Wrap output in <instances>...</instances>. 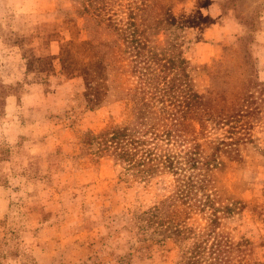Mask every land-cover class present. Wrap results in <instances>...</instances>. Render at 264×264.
I'll list each match as a JSON object with an SVG mask.
<instances>
[{"label":"rangeland","instance_id":"1","mask_svg":"<svg viewBox=\"0 0 264 264\" xmlns=\"http://www.w3.org/2000/svg\"><path fill=\"white\" fill-rule=\"evenodd\" d=\"M29 1V6L14 8V32L0 25V264H172V254L157 241H142L129 221V213L149 206L164 189L154 183L121 182L110 157L80 154L84 133L104 126L108 105L116 98L111 71L90 64L55 77L52 69L31 62L39 53L37 46L49 49L54 43L56 55L64 53L62 38L72 3ZM129 1L115 0L107 13L125 21ZM39 8L50 13L47 20L34 21L33 11ZM177 11L191 20L183 48L191 62L209 63L219 42L249 34L244 43L258 81L252 94L253 165L234 167L225 186L234 189L248 180L253 193L238 195L250 203L264 189V154L260 158L256 153L257 148L264 151V39L255 37L264 25V0H208ZM5 69H12L19 80L4 81ZM36 71H44L34 76L43 86L35 85L38 81L31 75ZM32 90L37 95H30ZM98 105L102 107L93 109ZM115 109L118 114L123 105ZM41 116L46 119L33 126L36 134L29 125ZM218 134L210 131L212 137ZM226 235L231 241L250 239L264 262V221L246 211L227 224ZM57 249V258L43 263L38 259L45 250Z\"/></svg>","mask_w":264,"mask_h":264},{"label":"trees","instance_id":"2","mask_svg":"<svg viewBox=\"0 0 264 264\" xmlns=\"http://www.w3.org/2000/svg\"><path fill=\"white\" fill-rule=\"evenodd\" d=\"M114 1L71 0L64 53L37 46L39 53L29 58L55 74L90 64L111 71L116 98L104 126L84 133L80 154L110 157L121 182L164 189L149 206L129 213V221L142 241L163 245L172 264H264L250 239L226 235L227 224L246 211L264 221V189L245 203L238 194L253 193L248 180L225 186L234 167L253 165L258 81L244 43L248 32L219 42L209 63L191 62L183 54L191 20L177 9L208 0H132L123 22L107 13ZM49 16L33 14L34 21ZM263 34L264 25L255 37ZM119 105L122 111L114 114ZM212 130L219 134L212 137ZM256 153L263 158V150Z\"/></svg>","mask_w":264,"mask_h":264},{"label":"crops","instance_id":"3","mask_svg":"<svg viewBox=\"0 0 264 264\" xmlns=\"http://www.w3.org/2000/svg\"><path fill=\"white\" fill-rule=\"evenodd\" d=\"M29 0H0V25L3 26L4 28L7 27V30L10 32H14L13 29V24L11 25L12 21H13V12H14V8L16 5L20 6V5H28L29 6ZM41 4V3H40ZM36 14H40V13H44L45 10L42 9H34L33 11ZM28 16H30V13L27 14ZM263 39H264V34L262 35ZM1 38H0V44H2L1 42ZM54 44V43H53ZM51 44L50 48H49V52H51L52 54H57L56 51V47L55 45ZM25 60V59H23ZM5 67V66H4ZM3 68V67H2ZM42 72L44 71H36L33 72L31 76L38 77L39 75L43 74ZM25 75V65L23 67V72ZM37 74V75H35ZM62 76V74H54V76ZM3 80L6 82H13L15 80H19L18 77H15V73L14 71H12V69H5L3 70V75H1ZM30 76V75H29ZM35 79V78H34ZM38 82H35V85L40 87L43 86L42 84V80L40 79H35ZM33 91V90H32ZM30 95H37V91H33ZM40 103L36 104L35 106H39L40 109H43V107L41 105H39ZM30 106V105H29ZM29 106L27 108H29ZM37 109V107H33V108H29L30 111H32L33 109ZM46 118L41 116L39 117V119H35V122L32 125H29V128L34 129L33 126H37V124H41ZM35 133L37 134L38 131L36 129H34ZM44 241L46 240V238L43 239ZM49 240V239H48ZM33 246V245H32ZM61 248V247H60ZM61 252V250L57 249V250H45V252H43L40 256H39V260L42 261V263L45 261H50L53 260V257L57 258V253ZM44 264V263H43Z\"/></svg>","mask_w":264,"mask_h":264}]
</instances>
